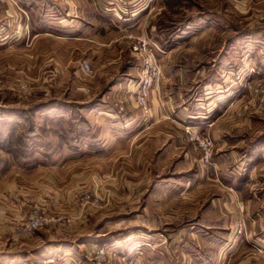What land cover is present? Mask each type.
<instances>
[{
    "label": "rangeland",
    "instance_id": "1",
    "mask_svg": "<svg viewBox=\"0 0 264 264\" xmlns=\"http://www.w3.org/2000/svg\"><path fill=\"white\" fill-rule=\"evenodd\" d=\"M33 2L0 7V133L17 138L12 146L0 141V264H52L53 255L61 262L76 252L69 247L59 253L49 242L64 236L86 245L79 256L87 264H100L98 255L129 264L146 242L161 247L155 252L160 264H264V111L246 113L258 121L244 131L243 147L262 146L259 156H247V150L244 159L217 156L213 141L204 161L184 131L185 125L197 126L211 137L201 124L169 115L172 126L165 129L142 125L148 112L134 105V86L124 75L136 65L129 85L136 83L140 61L121 37L130 28L145 33L160 68L172 69L178 63L171 55L163 61L161 52L200 30L204 36L196 45L184 47L217 67L230 37L245 39L228 55L233 61L255 42L249 37L264 34L258 16L264 0H152L134 16L127 11L124 20L116 13L118 0ZM69 4L73 10L66 9ZM252 22L260 23L259 31L252 32ZM83 59L88 72L81 69ZM149 101L151 108L150 95ZM33 174L41 175L37 182ZM233 176L247 180L243 197L226 185ZM53 188L76 211L48 209L57 200ZM170 191L166 200L173 205L165 204ZM34 209L43 212L44 223L19 236L16 224ZM170 215L175 218L168 220Z\"/></svg>",
    "mask_w": 264,
    "mask_h": 264
},
{
    "label": "crops",
    "instance_id": "2",
    "mask_svg": "<svg viewBox=\"0 0 264 264\" xmlns=\"http://www.w3.org/2000/svg\"><path fill=\"white\" fill-rule=\"evenodd\" d=\"M33 1L34 0H13V2H16L17 5L26 3L29 7H33ZM65 1L67 3L69 0ZM13 2L9 0H0V7L7 8L10 5L15 4ZM71 7L72 6L69 4L67 5L66 9L68 8L69 11L73 10L71 9ZM78 8L82 14L84 7L82 5H79ZM134 15L135 14H132L131 16ZM205 23H203L202 25L203 29L209 25L208 22V24ZM116 26L120 28V25ZM260 26V23L252 22L250 23L249 28H252V32L255 33L253 30L259 31L258 29L260 28ZM99 31L100 30H98V32ZM199 33L200 30L191 35L188 41L177 42V44L173 48L161 52V59L168 63V58L171 55L173 58V62L178 63L177 68L175 67L172 69H168L162 64V67L160 68L158 83H153L151 85V108L148 111V115L144 117L142 116L140 122L142 123V125L150 124L152 125V127H159L160 130L165 126H172V123L170 121H167L169 115H171L170 117L172 118L176 116L178 117L179 115L181 116V119H186L189 122L201 124L204 127L205 131L209 133V135H211V137L213 138L215 147L214 151L215 153H217V156L227 154V156H232L233 158L237 156L239 159H241L243 158L242 151L245 152L246 150L249 151L245 152V154L247 153V156H259L261 154L260 147L262 146H256L249 149V145H246V150H244L243 147L245 144L244 137L246 136V134H244V131L248 132V129H253L256 121H258L257 118H255L256 115L245 114L242 116H236L234 112L239 107L240 101L243 98L247 97V95L242 96L244 91L241 90V84L243 81V77L246 76L249 68L254 69V72L250 74V78H259L264 76V34H262L261 32L258 35H255V37H249V40L251 38H254L255 42L252 43V46H248V49L246 51H241L238 54L236 53L235 59L233 61L228 60V55L230 56L231 53H235L236 45L240 43V40H242L243 43L245 39L243 37H237L234 38V41L232 40L233 38L231 39L230 37L231 42L228 43V45H231V47L229 48L227 45H225L229 40L227 36L221 38V42L225 45V49L223 50L224 52H222L221 47L219 52H222V56H220L219 58L217 67H214V63L211 58L207 59L206 57H204L200 60V58L198 57L199 53H197L194 48V50H192L191 47H184L187 43L196 45L195 42L199 41L202 36H204L200 35ZM81 38L84 37L81 36ZM257 39L259 43L257 42ZM110 40H108L107 44L110 43ZM247 45L249 44L246 43V46ZM170 51L172 53H169ZM184 60L187 61V65L184 64V66H182L180 63ZM135 72L136 74L138 73V67L136 65L124 72L125 76H129V78L126 77L128 81L127 85L129 86V88H133V83L131 87L129 84L133 82V75L131 74H135ZM171 120L173 121V119ZM163 133L169 136L170 132H168V130H164ZM173 138L176 137L172 135L171 139ZM247 171V174L250 176L252 171ZM241 172L238 171V173H236L241 174ZM33 175L34 180L37 182V179L41 175ZM47 182L50 184L51 180ZM162 184H169L168 187L170 188H173L174 186V183L172 181H163ZM246 184L247 180H243L238 176H233L231 180L226 183V185L230 189H232L233 192L235 191L240 193V195H242L241 197H243V189L246 187ZM38 187L39 185H37V188ZM53 191L56 193L57 200L59 201L56 200L55 202V199H51L49 201V204L47 205L49 206L48 209L56 207V209L60 210L76 211V205L71 206V204L73 203L69 198H67L66 200L61 199V194L64 193L56 192L54 188ZM170 195H173V191L168 192V194L164 196L166 201L165 204L173 205V202H168L166 200L170 197ZM171 199H174V197L172 196ZM146 214L147 220L150 217L149 213ZM157 217L160 219L159 215ZM174 218L175 217L173 215L167 217L168 220H173ZM154 222H156V220H154ZM155 230L157 233H159V231L161 233L160 229L155 228ZM72 233L75 235L80 234V232L78 231H74ZM147 235H149L148 232ZM28 239H30V237L23 238L20 240V243ZM77 239L70 238L68 236L59 237V239L54 240L48 239V242L50 240L49 243H52L50 245L54 246L55 249L58 247L61 248V251L59 253L70 251L69 247L74 252H76L75 254H72L70 256L63 254L64 256L61 257V262H57V260L55 261L54 257L56 256L53 255L49 257L50 260H52L50 262H52V264H71V261H73V264H87L86 261L82 263L81 258L83 257L79 256V253H82V249L86 248V245L83 244V242H81L80 240L78 241ZM139 246L140 247L135 251L137 253L135 254V256H133V258L131 259V263L129 264H151L149 259L153 257H156L155 264H160L158 261V256L155 255V252H158L161 249L159 245H157L156 243L155 245H151L146 242V245ZM57 256L59 255L57 254Z\"/></svg>",
    "mask_w": 264,
    "mask_h": 264
},
{
    "label": "built area",
    "instance_id": "3",
    "mask_svg": "<svg viewBox=\"0 0 264 264\" xmlns=\"http://www.w3.org/2000/svg\"><path fill=\"white\" fill-rule=\"evenodd\" d=\"M142 3L140 2H143ZM152 0H118V5L116 7V13L118 16L124 20L129 19L130 15H126L129 11L132 14L135 12H140L146 10ZM132 3V5L140 6V8H134L132 10H127V5ZM259 18L264 20V13L258 15ZM125 38L129 51L131 54L140 61L139 79L133 84V93L131 99L135 106L139 107L144 113L150 110V89L154 80H157L160 71V65L158 63L157 57L154 50L151 48V42L145 33L140 30H134L132 28L127 29L121 35ZM81 69L84 72L90 71V64L87 60L83 59L81 61ZM254 72L253 68H249L246 76L243 77L241 84V90L244 91L243 95L247 97L243 98L239 107L236 109L237 115H243L250 112H262L264 111V76L259 78H250V74ZM184 131L189 139L195 141L196 147L199 149L202 159L208 161L211 156L213 140L210 136L203 133L201 129L197 126L185 125ZM98 202V197H94L91 200L92 204ZM45 217L43 212L39 209H34L26 220L20 224H16V233L19 236H26L32 234L36 229H38L44 223ZM100 264H113L110 263L98 255Z\"/></svg>",
    "mask_w": 264,
    "mask_h": 264
},
{
    "label": "trees",
    "instance_id": "4",
    "mask_svg": "<svg viewBox=\"0 0 264 264\" xmlns=\"http://www.w3.org/2000/svg\"><path fill=\"white\" fill-rule=\"evenodd\" d=\"M0 141L2 142V145H9V146H12L13 143H14V140H16V136L13 134V133H10V135L4 133V132H1L0 133ZM12 148V147H11ZM10 149V148H8Z\"/></svg>",
    "mask_w": 264,
    "mask_h": 264
}]
</instances>
